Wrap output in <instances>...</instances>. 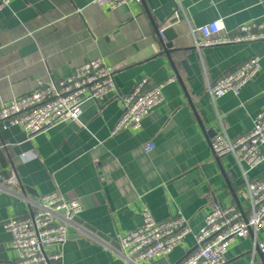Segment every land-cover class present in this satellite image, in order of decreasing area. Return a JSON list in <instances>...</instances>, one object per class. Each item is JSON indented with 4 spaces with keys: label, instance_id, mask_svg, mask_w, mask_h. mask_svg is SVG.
Segmentation results:
<instances>
[{
    "label": "crops",
    "instance_id": "1",
    "mask_svg": "<svg viewBox=\"0 0 264 264\" xmlns=\"http://www.w3.org/2000/svg\"><path fill=\"white\" fill-rule=\"evenodd\" d=\"M218 18L235 32L242 23L264 20V0H133L117 9L93 0H10L0 8V105L95 57L115 68L116 80L114 94L85 102L78 120L35 134L0 121V264L17 256L3 222L30 214L52 191L78 197L84 207L79 218L117 242L141 223L145 207L159 220L189 219L191 232L172 252L139 264L184 258L215 202L248 211L239 164L232 154L215 155L211 139L223 128L233 138L250 130L264 108V39L198 49L191 28ZM167 26L179 34L173 56L182 81L158 38L157 27ZM253 56L262 69L239 94H210V83ZM143 77L172 79L164 101L141 128L113 133L122 97ZM150 141L155 147L147 151ZM262 176L264 166L251 171L252 178ZM91 233L80 221L70 224L64 244L46 247L63 253L51 264H129L121 246ZM263 238L264 230L235 238L225 264H249L254 257L264 264L253 252Z\"/></svg>",
    "mask_w": 264,
    "mask_h": 264
},
{
    "label": "built area",
    "instance_id": "2",
    "mask_svg": "<svg viewBox=\"0 0 264 264\" xmlns=\"http://www.w3.org/2000/svg\"><path fill=\"white\" fill-rule=\"evenodd\" d=\"M93 1L117 9L133 0ZM9 2L0 0V8ZM164 28L161 27L160 31ZM191 31L198 49L223 43L263 40L264 20L242 23L235 32H231L222 18H218L191 28ZM261 69L260 57L253 56L210 83L208 90L213 97L227 92L239 94ZM171 80L154 83L148 77L138 80L133 89L122 97V113L112 132L141 128L143 119L164 101L163 90ZM115 89V68L103 57L91 58L64 78L40 82L32 91L2 102L0 121L5 128L20 125L29 134H35L64 120H78L85 102L106 100ZM154 147L155 143L150 141L145 149L149 151ZM211 147L219 157L234 155L244 178L242 192L249 200L248 211L237 204L213 203L203 225L195 233V247L175 264H225L229 245L235 238L256 235L264 230V176L251 177V171L264 166V108L256 114L250 130L233 138L223 128L211 139ZM83 208L78 197L52 191L42 196L38 208L30 214L5 220L3 225L10 231L11 245L17 251L16 258L8 264H49L60 260L63 257L61 250L47 252L46 247L64 244L68 240V227ZM141 216V223L118 239L121 254L129 264L168 255L192 230L189 219L181 214L159 220L145 207ZM91 234L113 247L110 242ZM259 250L264 252V238L255 241L254 254ZM249 264L263 263L254 257Z\"/></svg>",
    "mask_w": 264,
    "mask_h": 264
},
{
    "label": "water",
    "instance_id": "3",
    "mask_svg": "<svg viewBox=\"0 0 264 264\" xmlns=\"http://www.w3.org/2000/svg\"><path fill=\"white\" fill-rule=\"evenodd\" d=\"M157 32H158V38L161 42V45H162V48H163V52H165L173 66V68L175 69V72H176V75L179 77V79L182 81L181 77H180V74H179V71H178V68L176 66V63H175V60H174V56H173V52L175 50H177V48H175V43H174V40L177 39L179 37V34L175 31L174 27L172 26H167L165 27L162 32L160 31V28L157 27ZM181 63L182 65L184 66V68L189 72L191 73V68H190V65H189V62L187 61V59H182L181 60ZM192 103V101H191ZM197 117L199 119V121L201 122V119H200V116L197 114ZM74 220L75 221H80L83 223V226L91 231L92 233L96 234L97 236H99L100 238H102L103 240L107 241V242H110L113 246H116V247H120V244L115 241V240H112V238L105 234L104 232L102 231H99L97 230L94 226H92L91 224L89 223H85L81 220V218H79V216H75L74 217ZM263 260H264V252H261L259 250ZM51 264V263H49Z\"/></svg>",
    "mask_w": 264,
    "mask_h": 264
}]
</instances>
